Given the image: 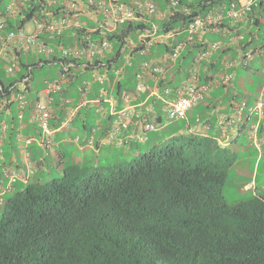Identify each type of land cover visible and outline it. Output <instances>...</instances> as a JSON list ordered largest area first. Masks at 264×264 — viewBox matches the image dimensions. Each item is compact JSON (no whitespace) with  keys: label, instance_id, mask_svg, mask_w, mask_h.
I'll list each match as a JSON object with an SVG mask.
<instances>
[{"label":"trees","instance_id":"obj_1","mask_svg":"<svg viewBox=\"0 0 264 264\" xmlns=\"http://www.w3.org/2000/svg\"><path fill=\"white\" fill-rule=\"evenodd\" d=\"M18 1L20 16L7 19L8 29L23 28L31 19L30 4L24 7L23 0ZM155 1L159 10L166 13L151 20L158 27V36L140 38L152 25L138 21L121 24L113 32L96 30L93 37L107 38L112 50L91 62L61 57L58 52L49 57L23 54L19 73L8 76L0 60V85L4 91L27 78L28 105L23 119L14 104L10 115L0 113V132L3 122L9 126L0 159V177L6 179L8 186L3 167L18 156L17 133L22 126L23 132L28 133L27 124L47 81L57 79L61 83V89L51 95L54 119L62 121L73 109V120H80L76 113L88 115L86 110L90 108V104L81 106V88L89 86L87 97L91 101L100 97L103 87L119 99L125 91L135 90L136 75L143 62L163 57L180 75L184 72L183 78L177 74V81L163 80L175 88L189 78L193 62L209 44L221 42L219 50L200 65L201 82L218 83L196 108L190 109L185 122L194 119L196 125H181L182 131L177 132L173 129L131 160H127L129 153L123 150L118 156L123 153L124 158L110 163L96 153L81 158L69 154L60 163L61 176L50 180L45 179L48 163L33 155L35 172L25 175L22 187L15 184L14 190L7 191L10 193L3 192L0 264H264V191L246 190L247 182L242 180V190H253V195L235 203L227 201L223 189L239 154L224 145L218 133H212L217 117L223 114L218 104L229 105L231 110L248 98L256 100L257 90L249 94L243 89L238 91L243 71L247 75L251 72L253 79L262 78L260 83L264 84V62L259 61V66L247 60L249 53L257 54L259 60L264 55V10L258 4L235 26L225 21L210 28L172 61L168 55L177 43L187 40L189 25L232 0H176V5H171V0ZM218 26L222 27L220 35H211L210 30L215 31ZM80 31L72 29L57 38L43 39L52 46H68ZM170 31L174 33L172 37L159 39ZM230 61L233 66H229ZM54 64L60 67L57 76L36 81L35 68ZM79 67L88 71L100 69V74L106 75L104 83L83 79L75 71ZM228 73L233 78L223 83ZM124 76L130 81H124ZM110 119H114L112 113ZM51 124L55 125L53 119ZM78 124L84 132L87 128L85 138L80 136L77 141L83 146L94 137L95 127ZM246 125L247 122L242 129Z\"/></svg>","mask_w":264,"mask_h":264},{"label":"built area","instance_id":"obj_2","mask_svg":"<svg viewBox=\"0 0 264 264\" xmlns=\"http://www.w3.org/2000/svg\"><path fill=\"white\" fill-rule=\"evenodd\" d=\"M24 5L30 4L32 15L29 22L34 24L33 31H27L25 28L7 29V19L16 15L20 16V9L16 1L9 3L5 9L0 8V60L5 61L4 69L8 73H13L17 69V61L15 53L31 52L35 54H43L51 56L58 52L61 57H72L91 62L94 59L104 56L112 50V43L107 38H94L93 33L96 30L102 32H113L121 24L127 22H144L146 25L152 26L141 34L142 39L147 36H158V27L151 22L153 17L165 16V12L159 10L157 1L155 0H23ZM261 4L264 10V0H232L227 5L219 6L206 15L196 18L187 28V40L177 43L169 54V59L176 61L189 43L195 41L197 36L209 30L210 28L228 21L232 26L243 21L255 6ZM171 5H176V0H171ZM170 8L169 12L170 13ZM222 28V27H221ZM221 28L217 29L220 32ZM80 29L70 45L58 43L52 46L42 36L48 35L57 38L63 33ZM173 32L166 33L159 37L170 38ZM220 41H213L207 49L203 51L193 62L189 78L180 86H166L161 91L153 89V95H158L164 100L162 121H157V115L151 106H147L144 110L136 111L131 104L132 96L145 92L151 87L146 80L149 77H155L157 81L166 76V67L161 60L145 61L141 65L136 75L137 85L133 93L124 92L122 94L121 106L114 96L106 97V89L103 87L100 92V99L106 97L109 101L110 112L114 115L113 125L105 139V143L113 142L118 134L129 132L134 119L138 118L140 128L143 134L129 135L128 139H136L144 141L145 134L165 125L171 121L186 120L188 113L192 107L199 104L205 95L212 89V82H201L200 65L204 60H208L211 53L219 50ZM249 53L247 60L252 59ZM165 61V60H164ZM234 62H229V66H233ZM264 72V68H263ZM94 77L100 83H104L106 75L95 73ZM233 74H226L223 83L232 80ZM27 81L23 79V82ZM4 86L0 85V113L11 112V105L18 103L19 118L22 119L24 109L28 101L26 97L25 87L12 86L8 91L3 90ZM61 89V83L57 79L47 81L46 86L40 92V99L34 106L33 120L39 129V137L26 136L20 128L16 139L19 152L24 166L6 164L3 167L4 175L8 179V186L3 187L4 191H10L14 185L26 174H33L36 166L32 161L31 147L35 141L43 149H52L54 144V136L56 132L62 130L73 120L74 110L71 109L65 119L58 126L52 125L53 116L51 108V95ZM83 97L81 106H87L91 100L87 97L90 91L89 86L81 88ZM3 93V94H2ZM2 94V95H1ZM262 115L264 109V88L258 95L256 104L252 108H248L245 103H239L232 117H222L220 123L231 125L235 121H241L246 110ZM0 132V159L3 158V144L5 142V134L9 129L6 122L1 125ZM248 138L257 147H261L264 139L258 134V125L253 124L248 129ZM5 198L0 194V204H3Z\"/></svg>","mask_w":264,"mask_h":264},{"label":"crops","instance_id":"obj_3","mask_svg":"<svg viewBox=\"0 0 264 264\" xmlns=\"http://www.w3.org/2000/svg\"><path fill=\"white\" fill-rule=\"evenodd\" d=\"M217 29L215 31L210 30V32H213L210 34L214 35V36L220 35V32H217ZM205 33H207V31H205ZM140 38H142L141 35H140ZM162 40H167V39H166V37H163L161 39V41ZM132 46H135V44H132ZM163 58H159V61L161 60V62L164 63V66L167 69L166 76L163 78L161 77L158 81L155 77L147 78L146 82L151 87V89L149 88L145 92L133 95L132 100H131V104L134 106V108L137 112L144 110L147 106H151V107H153L158 118L163 115L164 100L161 97H158V95H153V93H152L153 89H155V90L159 89V91H161L164 87L169 86L168 80L173 78L177 81L180 79V77H179L180 73L178 72L176 67L173 64L167 65L166 64L167 62L166 61L164 62ZM256 58L258 59V57H256ZM259 61L261 63L264 62V55L260 58V60L258 59V62ZM177 74H179V75H177ZM181 74L182 75H180V76L183 78L184 72ZM247 77H248V80L252 79L251 72L248 73ZM165 78L168 80L163 81ZM123 79H124V81H127V82L130 81L129 79L125 78V76ZM261 79L262 78H260V80ZM186 80L187 79L182 80L181 83H184ZM211 82L213 83V89H214L217 86L218 82L216 80L211 81ZM136 83H137V81H136ZM238 85H239L238 91L243 89L246 94L250 93L249 91H247L248 87L245 85L244 77L241 78ZM263 85L264 84L260 83V88H259V90H257L258 92L263 88ZM125 92L133 93L134 91H125ZM258 92L256 94H258ZM107 96H109V97L114 96L116 98V100H120V102H118L119 104L122 103V96H120L119 99L116 95H113L111 93L110 94L107 93L106 97ZM106 97L104 96L103 99L96 98V99L92 100L89 103L90 105L88 104L90 106L89 110H86L89 113L88 115L85 113H83V115H81L79 113L80 114L79 115L77 112L76 117H78L80 120L75 119L68 125V127H64L62 130H59L58 132H56V134L54 136V144H53L52 149H49V150L42 149L39 145V142L35 141L34 142L35 144L33 145V149H31L32 157L34 155L36 157H39L40 159L44 158L45 159L44 161L48 164L50 161H55L54 162L55 168L62 170V165H60V163L66 158V156L69 155L67 149L70 145H73L71 147V148H74L73 150L77 151L78 153L84 152V154H86L87 156H89V155L92 156L93 153H96V154H99L101 157L105 153L117 152L119 150H123L124 152L129 153V156H133L136 154L135 149H137V148H140V152H141L142 144L146 143L149 140V133L150 132L147 133V139L144 142H138V138H137V141H136V139H128L127 138L129 135H136L138 133L143 134L142 130L140 128V123L138 121V118L134 119V123L132 124L129 132L120 133V134H118L117 138L114 139L113 142H110L109 144L105 143V139L108 136V134L112 128V125H113V119L109 120V117L111 115V112L109 109L110 104H109V101L106 100ZM39 98H40V93H39ZM254 102H255V100L252 101L251 98H248V100H247L248 105H253ZM218 105H219L218 109H219L220 113H223L222 115H227V114L231 115L234 111V108H231V110H230L229 105H226V106H222L221 104H218ZM51 108H52V106H51ZM83 108H85V107H80L79 109L84 110ZM193 113H194V111H192L190 114H193ZM10 114L11 113H9L7 115H10ZM221 116L219 115L217 117L218 119L215 121L216 122L215 128L212 130V133L213 132L218 133V136L220 137V141L222 143H224V145H226L228 147L232 146L233 149H235L238 152L239 159L237 160L236 164L240 163V166L238 167L239 169L242 167L240 169V171H244L245 168L247 167V165H251L250 159L252 158L253 155H250L246 158H245V155L247 152L250 153L249 152L250 148L253 149L254 155L256 156V163H255L256 166H255V168H254V166H252L251 171L249 170V169H251V167L250 166L247 167L246 171H248V173H249L248 179L250 176H251V178H250V181H248L244 185V188L246 190L247 189L257 190L258 189L260 191L261 190L264 191V183H261V181H260V183L258 182L259 176L261 175V174H259V168L262 164L264 165V145H263V149L260 150L247 137V128L250 125V123L255 122L256 118H254V115H252L251 118L249 116H247L246 120L244 122V124H246V122H247V125L244 126V128L242 129L243 125L238 124V123L235 124V126H233V127H231L228 124H221L220 121H221V119H223V118H221ZM249 118H250V122H248ZM52 119L55 122V126H58L61 123V120L60 121L58 120L59 121L58 122L57 120L54 119L53 116H52ZM76 121H79L80 123H82L84 125V127H85V124L88 127L91 124H93V126L95 127L93 129L94 130V132H93L94 137L90 138V141L83 146L79 144L80 141L79 142H77V141L80 138V136H81V139L85 138V136H86L85 133L87 131V128H84L85 132L84 131L82 132L81 128L75 124ZM176 122H179V123H176L175 127H172V129L168 128L171 125V123L165 124V126H164V128H162V130H166V132H167L166 135L169 132H171L173 130V128H174V131H176V132L178 131V129L181 130L180 129L181 125H185V126L187 124H189V125L193 124V126L196 125V120H194V119H192L191 121H187L188 123L185 122V120H180V121H176ZM182 122H183V124H182ZM26 123H28V122H26ZM27 126L29 129L28 133L23 132V130H24L23 126L20 127V128H22V133L26 136H33V137L38 138L39 137V129H38V127H37V125L34 122L32 117H31V120L29 121V123L27 124ZM107 129H108L107 133L105 135H103L102 133ZM199 129H200V127H199ZM202 130L205 131V129H202ZM241 131H242V135H239ZM260 135L264 139V120H263V122L260 123ZM241 139H242V141H240ZM65 142H66V144L64 145ZM17 146H18V143H17ZM74 146H76V147H74ZM8 150L10 151V149H8ZM73 150L70 149V152L73 153ZM79 150H81V152ZM76 157H78V156H76ZM106 160H109V157H107ZM12 163L14 165H16L17 167L24 166V161L22 160L20 152L18 153V156L12 157ZM5 180L6 179L4 177L3 178L0 177V194L3 195V197H4V193L6 194V192H7V191L3 190V187L6 186ZM22 180H24V178L23 179L21 178L16 183V186L19 185L20 183H22ZM14 188H16V187H13L12 190H14ZM10 192H7V193H10Z\"/></svg>","mask_w":264,"mask_h":264},{"label":"rangeland","instance_id":"obj_4","mask_svg":"<svg viewBox=\"0 0 264 264\" xmlns=\"http://www.w3.org/2000/svg\"><path fill=\"white\" fill-rule=\"evenodd\" d=\"M8 2H9V0H2V6H6L8 4ZM25 28L27 31H32L34 29V25L32 23H30V24H27ZM256 57H257V54H255L251 60L260 66V63L258 62V59ZM99 70L100 69L96 68L95 70L88 71V70H84L81 67L75 68V71L79 72V74H81L83 79H90L91 78L90 79L91 81L95 80L94 74L99 73L100 72ZM59 71H60V67L57 64H54L52 66H46V67L41 68V69H39V68L34 69V73L36 75V81L37 80L43 81L44 79H49V78L55 77V76H57ZM243 72H244L243 73L244 82H245V85L248 87L247 91L257 92L256 90H259V88H260V79H258V78L253 79L252 78V79L248 80L247 74H245L246 72L245 71H243ZM194 108H196V107H194ZM26 110H27V106L25 108V111ZM16 111L19 112V109L16 108ZM33 112H34V110H33ZM33 116H34V113L32 115V118H33ZM78 122L79 121H76L75 124L78 127H80L82 129V132H83V127H81L80 124L78 125ZM172 122H171V125L168 127L169 129L170 128L172 129V127H175L176 123H179L176 121H172ZM166 133H167L166 130H162L161 127H159L156 130L151 131L149 133V140L146 143L142 144L141 152H140V148L135 149L136 150L135 155L138 156V155H140V153H144L147 150H149L154 144H157L160 140H162L165 137ZM240 141H242V139ZM65 144H66V142L64 143V145ZM72 146L73 145H70L67 149L68 153L71 154V156H78L79 158L81 156L82 157L86 156V154H84V152H81V150H79L81 153H78L77 151L73 150L74 148H71ZM74 147H76V146H74ZM70 149L73 150V153L70 152ZM262 149H263V147L261 148V150ZM118 152H122V151L120 150L117 152L105 153L101 156V158L106 160V158L109 157V160L107 163L116 162L119 157L124 158L123 153L118 156ZM249 152L250 153H248V152L246 153L245 158L250 156V155H253L252 158L250 159L251 165H247V167L248 166L251 167V169L248 168L251 171L252 166H254V168L256 166L255 165L256 156L254 155L252 148H250ZM135 155L129 156L127 158V160H131V159L135 158ZM54 162L55 161H50L49 164H47V167H46L47 174L45 176V179H47V180H50V179L55 178V177H60L62 174L60 169L55 168ZM239 166H240V163L235 164L234 167L230 170L229 176L227 178V182H226L225 187L223 189L224 195H225V197L229 203H235V202H238L241 200H246V199L250 198V196H252L254 193L253 190L250 192H247V191L242 190V187H240L242 180H245L244 182H248V180L250 181L251 176L248 179L249 173H248V171H246L247 167L245 168L244 171H240V169L242 167L239 169L238 168ZM263 169H264V165L262 164L259 168V174H261L259 176V180H258L259 183H260V181H261V183H264V170ZM240 177L243 179H241ZM17 187L19 188L22 186H21V184H19ZM4 208H5V205L0 204V218H1V215L4 211Z\"/></svg>","mask_w":264,"mask_h":264},{"label":"clouds","instance_id":"obj_5","mask_svg":"<svg viewBox=\"0 0 264 264\" xmlns=\"http://www.w3.org/2000/svg\"><path fill=\"white\" fill-rule=\"evenodd\" d=\"M13 0H9V2H8V4L9 3H11ZM14 1H16V3H17V5H18V3H19V1L18 0H14ZM7 4V5H8ZM6 5V6H7ZM6 6H0V8L1 9H5L6 8ZM19 6V5H18ZM26 5H24V7H25ZM20 7V6H19ZM16 15H14V16H12V19L13 18H16L15 17ZM19 17V16H18ZM9 18H11V17H9ZM17 19V18H16ZM31 22H26L25 23V25L23 26V28H25L26 27V25L27 24H30ZM33 24V23H32ZM34 25V24H33ZM8 26V25H7ZM7 29H8V27H7ZM18 29H20V28H18ZM26 29V28H25ZM15 30H17V29H15ZM34 30V29H33ZM32 30V31H33ZM45 36H47V37H50V36H48V35H45ZM42 38H43V36H42ZM50 38H52V37H50ZM186 49V48H185ZM23 54H34L35 55V53H29V52H17V53H15V60L17 61V69L13 72V73H8V72H6V70L4 69V66H5V61L4 60H2L1 59V61H3V70H4V72L6 73V75H8V76H15L17 73H19V69H20V60H19V58H20V55H23ZM170 54V53H169ZM253 55V54H252ZM169 56V55H168ZM254 56V55H253ZM253 56H252V58H253ZM250 61H252L251 59H250ZM192 68V67H191ZM191 68H190V70H189V73H190V71H191ZM264 68V67H263ZM200 69H201V66H200ZM199 72H200V70H199ZM264 73V72H263ZM191 74V73H190ZM200 77H201V74H200ZM26 79V78H25ZM188 79V78H187ZM50 81V80H49ZM25 81L23 82V80L22 81H18L17 83H16V85H17V88H21V87H25ZM47 83V82H46ZM229 83V82H228ZM213 86V85H212ZM263 88H264V86H263ZM263 88L261 89V91L263 90ZM212 91V89L210 90V92ZM260 91V92H261ZM41 92V91H40ZM209 92V93H210ZM260 92L257 94V97H256V100H255V102H254V104L253 105H248V103H247V101L246 102H243V103H245L246 104V106L248 107V108H252V107H254L255 106V104H256V101H257V98H258V95L260 94ZM26 93H27V91H26ZM208 93V94H209ZM26 97H27V94H26ZM14 105H16V108H18V103H16V102H14L13 103ZM12 104V105H13ZM12 105H11V107H12ZM28 105V104H27ZM238 105V104H237ZM237 105L236 106H234L233 108H234V111H233V113H232V115L234 114V112H235V110H236V107H237ZM25 110V109H24ZM10 113H12V112H10ZM24 113H25V111H24ZM18 115H19V113H18ZM232 115L230 116V117H232ZM252 115H254V118H256V120H255V122H252V123H250V125L248 126V128H247V135H248V129L250 128V126L251 125H253V124H257L258 125V134H259V136L261 137V135H260V123L261 122H263V120H264V109H263V112H262V115H257L256 113H254V112H250L248 109L246 110V112L244 113V115H243V117H242V120L239 122V121H235V122H233L234 124H244V122H245V120H246V117L247 116H249V117H251ZM227 117V115H222L221 116V118L222 117ZM23 117H24V115H23ZM161 118H158L157 117V121H159V119L162 121V116H160ZM188 118V117H187ZM263 118V119H262ZM23 119V118H22ZM187 120V119H186ZM161 121H159V122H161ZM178 121H180V120H178ZM172 122V121H171ZM171 122H169V123H171ZM168 124V123H167ZM165 125H161V128L162 127H164ZM151 132V131H150ZM148 133V132H147ZM147 133L145 134V136H146V139H147ZM248 137V136H247ZM262 138V137H261ZM131 139V138H130ZM146 139L144 140V141H146ZM249 139V138H248ZM250 140V139H249ZM137 141V140H136ZM144 141H138V142H144ZM251 141V140H250ZM252 142V141H251ZM254 144V143H253ZM34 145V144H33ZM32 145V146H33ZM255 145V144H254ZM263 145H264V141H263V144H262V146L261 147H257L258 149H260L261 150V148L263 147ZM31 153H32V151H31Z\"/></svg>","mask_w":264,"mask_h":264}]
</instances>
